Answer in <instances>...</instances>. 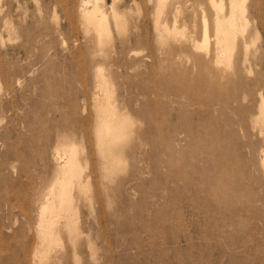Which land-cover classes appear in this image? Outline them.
Returning a JSON list of instances; mask_svg holds the SVG:
<instances>
[{
	"label": "rangeland",
	"instance_id": "rangeland-1",
	"mask_svg": "<svg viewBox=\"0 0 264 264\" xmlns=\"http://www.w3.org/2000/svg\"><path fill=\"white\" fill-rule=\"evenodd\" d=\"M0 264H264V0H0Z\"/></svg>",
	"mask_w": 264,
	"mask_h": 264
},
{
	"label": "bare ground",
	"instance_id": "bare-ground-1",
	"mask_svg": "<svg viewBox=\"0 0 264 264\" xmlns=\"http://www.w3.org/2000/svg\"><path fill=\"white\" fill-rule=\"evenodd\" d=\"M105 109V108H104Z\"/></svg>",
	"mask_w": 264,
	"mask_h": 264
}]
</instances>
